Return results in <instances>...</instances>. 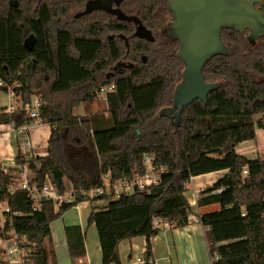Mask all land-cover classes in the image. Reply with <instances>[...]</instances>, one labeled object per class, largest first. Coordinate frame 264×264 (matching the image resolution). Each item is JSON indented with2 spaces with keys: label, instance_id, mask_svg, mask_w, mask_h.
Segmentation results:
<instances>
[{
  "label": "trees",
  "instance_id": "obj_1",
  "mask_svg": "<svg viewBox=\"0 0 264 264\" xmlns=\"http://www.w3.org/2000/svg\"><path fill=\"white\" fill-rule=\"evenodd\" d=\"M160 2L166 6L164 0L142 5L152 12ZM55 11L47 3L0 0V91H13L23 105L39 96L40 117L52 128L48 155L27 162L19 152V168L0 167V198L11 209L0 236L14 228L28 237L31 264H48L45 239L51 223L89 199L80 191L104 187L109 175L111 192L100 198L108 203L94 207L88 218L97 227L103 264H122L119 244L137 236L147 239L145 264H155L151 238L161 232L159 223L189 224L185 183L224 171L197 200L200 207L220 205L200 216L212 264H264V155L251 158L237 151L239 144L257 138L258 129L264 130V81L254 78L264 74L263 60H237L227 54L207 61L204 76L218 85L207 103L195 100L184 109L177 129L170 117L160 115L172 105L185 67L175 54L177 46L169 54L150 40L131 39L129 45L118 35L112 40L109 31H129L128 24L110 21L102 12L100 21L89 22L83 30L60 27ZM128 49V55L142 52L147 59L129 60L133 65L125 72L112 74ZM110 83L115 90L106 95L108 117L74 113ZM28 120L24 108L11 113L0 109V125ZM145 154L154 156L155 167L164 168L158 183L116 196L117 181L145 171ZM26 164L41 185L48 176L64 191L69 182L76 202L56 208L53 200L44 199L42 209L34 210L26 190L10 192L9 184ZM65 231L72 262L78 264L86 255L85 233L80 226H66Z\"/></svg>",
  "mask_w": 264,
  "mask_h": 264
},
{
  "label": "crops",
  "instance_id": "obj_2",
  "mask_svg": "<svg viewBox=\"0 0 264 264\" xmlns=\"http://www.w3.org/2000/svg\"><path fill=\"white\" fill-rule=\"evenodd\" d=\"M22 105L18 96L11 95L10 92L0 91V109L3 108L4 112L17 111ZM82 107L83 103L77 109ZM1 125H8V128L0 131V134H3L0 138V164H5L11 170L19 168L16 163L19 152L22 153L27 162L36 157L48 155V141L52 133L49 124L42 123L32 129L30 138L33 145L27 148L22 147L17 141L15 133L11 130V123ZM237 151L243 154L238 149ZM223 173L224 171H217L198 175L185 183V195L191 205L189 224L184 227H173L165 220L159 223L162 228L161 232L151 238L155 264H212L206 230L201 223L200 216L203 213L219 210L220 205L211 204L200 207L197 200L201 192L212 186ZM105 178L109 180V186L108 188L106 186V190L110 193V176ZM67 185H69L68 189L71 188L69 182ZM107 203L108 199L84 200L51 223V235L45 239V245L50 254L48 264H73L65 231L66 226H80L85 233L86 255L79 258L77 263L103 264L97 227L95 224L90 225L88 218L94 207H103ZM146 248L147 239L145 236L123 240L119 244L122 264H145Z\"/></svg>",
  "mask_w": 264,
  "mask_h": 264
},
{
  "label": "water",
  "instance_id": "obj_3",
  "mask_svg": "<svg viewBox=\"0 0 264 264\" xmlns=\"http://www.w3.org/2000/svg\"><path fill=\"white\" fill-rule=\"evenodd\" d=\"M261 0H166L173 14L171 27L179 41L178 56L185 67L173 93V103L160 111L178 129L182 112L195 100L208 101L218 84L206 81L203 70L207 61L226 50L222 29L251 30L252 36L264 34V10L257 9ZM109 7L110 5L107 4ZM98 7L91 3V7ZM110 10V9H108ZM120 17L118 10H110ZM127 18V17H126Z\"/></svg>",
  "mask_w": 264,
  "mask_h": 264
},
{
  "label": "flooded vegetation",
  "instance_id": "obj_4",
  "mask_svg": "<svg viewBox=\"0 0 264 264\" xmlns=\"http://www.w3.org/2000/svg\"><path fill=\"white\" fill-rule=\"evenodd\" d=\"M19 3V0H14ZM30 3H35L36 6L47 3L50 4L52 9L56 11V17L54 22L61 25L60 27L72 28L73 30H83L84 27H88L89 22L100 21L101 17H108L110 21L114 19L121 22L127 23L129 31H116L110 30L108 36L115 40L116 36L122 37L127 45L131 39L136 40H150L153 47H156L160 52H167L172 54L174 52V47L176 48L175 54L178 56L179 51V41L175 37V33L171 27L173 21V14L169 10L168 3L166 0V6L164 4L156 3L154 10L151 12L149 9L144 8L143 2H151L153 0H27ZM75 1V2H73ZM91 3H97L98 7H91ZM107 4L110 6L108 7ZM255 7L260 10H264V0L261 2H255ZM118 10L121 15L125 17H120L119 14L110 11ZM102 12V16L99 14ZM151 12L150 20L147 19V15ZM264 14V12H263ZM85 17V18H81ZM122 19H118V18ZM127 17V18H126ZM127 19V20H126ZM229 33H228V32ZM128 32H132L128 33ZM228 36L227 35V33ZM237 33L235 35V33ZM230 39V40H229ZM222 40L225 45L226 50L224 52H219L214 55V57L231 54L237 57V60H263L264 62V34L259 36H252L251 30L246 28L242 31L235 30L232 28L222 29ZM245 49L244 52L239 50ZM129 49L126 53H123L117 62L112 74L116 72H125L127 65L132 62L129 60H137L139 57L142 60H146L145 53L137 52L136 54H130ZM182 60V59H181ZM183 61V60H182ZM184 62V61H183ZM185 65V63H184ZM204 73V70H203ZM256 79L259 81H264V74L255 75ZM206 79V78H205ZM181 81V80H180ZM206 81H208L206 79ZM211 82V81H208ZM217 83V82H211ZM200 100V99H197Z\"/></svg>",
  "mask_w": 264,
  "mask_h": 264
},
{
  "label": "built area",
  "instance_id": "obj_5",
  "mask_svg": "<svg viewBox=\"0 0 264 264\" xmlns=\"http://www.w3.org/2000/svg\"><path fill=\"white\" fill-rule=\"evenodd\" d=\"M0 84H2L0 82ZM115 90V84L110 83L103 85L99 89V97H104L108 92ZM11 95H15L13 91H10ZM42 101L39 96H33L31 101L26 105H22L27 113L28 121L21 125H15L11 123V130L15 133L17 141L22 147H31L32 141L30 133L34 127L43 123L40 117V107ZM154 156L151 154L144 155L145 171L143 173H134L133 175H127L121 178L114 184V190L116 196L122 193H131L136 189L145 190L152 185H155L159 181L161 173L164 171L163 167H155ZM0 167L5 171L8 167L5 164H0ZM247 169L243 170L246 174ZM19 176L12 179L8 186L10 192L17 190H26L28 195L34 200V210H41V201L44 199L53 200L56 208H59L63 204H73L76 202L77 193L72 188L61 191L55 182H53L48 176L45 182L41 185L36 181H33V173L29 169L28 164L23 166L18 173ZM108 193L106 186L100 188H93L89 191H80V194H84L91 199H100L104 193ZM67 194V196H65ZM11 212L7 203L0 198V229L5 230L9 219L8 213ZM0 238L3 239L4 246L0 247V260L1 264H31L33 257L31 256V249L29 247L28 237L16 232L14 228L5 231Z\"/></svg>",
  "mask_w": 264,
  "mask_h": 264
},
{
  "label": "rangeland",
  "instance_id": "obj_6",
  "mask_svg": "<svg viewBox=\"0 0 264 264\" xmlns=\"http://www.w3.org/2000/svg\"><path fill=\"white\" fill-rule=\"evenodd\" d=\"M245 49L242 48L239 51L244 52ZM74 113L76 115H79V116H82L83 113H85L87 115L89 114V116L93 113H98V114H105V116L108 117L109 113H108L106 96H104V97L98 96L93 102L83 103V107L78 108V109L75 108ZM6 128H8V125H0V131L5 130ZM2 135L3 134H0V138ZM237 149L240 152H242L243 154H245L246 156L251 157V158H254L256 156H263L264 155V130L258 129L257 138L255 140L241 143V144H239ZM104 182H105V186H107V188H108L109 180L107 178H105ZM68 186L69 185H67V187ZM65 196H67V194H65ZM3 246H4L3 239L0 238V247H3Z\"/></svg>",
  "mask_w": 264,
  "mask_h": 264
}]
</instances>
